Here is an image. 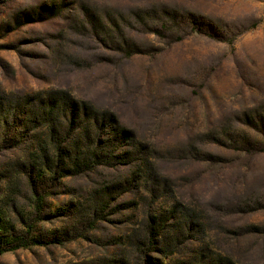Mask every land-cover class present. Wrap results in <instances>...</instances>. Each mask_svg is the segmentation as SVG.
<instances>
[{
	"label": "rangeland",
	"instance_id": "rangeland-1",
	"mask_svg": "<svg viewBox=\"0 0 264 264\" xmlns=\"http://www.w3.org/2000/svg\"><path fill=\"white\" fill-rule=\"evenodd\" d=\"M0 249L264 264V0H0Z\"/></svg>",
	"mask_w": 264,
	"mask_h": 264
},
{
	"label": "trees",
	"instance_id": "trees-1",
	"mask_svg": "<svg viewBox=\"0 0 264 264\" xmlns=\"http://www.w3.org/2000/svg\"><path fill=\"white\" fill-rule=\"evenodd\" d=\"M83 156H84V154H83ZM82 156V157H83ZM79 158V157H78ZM78 158H75L74 159V161H73V164H74V166L78 169V168H80L82 165H80L78 162ZM82 162H86V159H84V160H82ZM29 244H28V242H27V240L26 241H24V242H22L21 244H18V245H16V246H14V248L13 249H16V248H19V247H26V246H28ZM6 250L5 249H0V255L3 253V252H5Z\"/></svg>",
	"mask_w": 264,
	"mask_h": 264
}]
</instances>
